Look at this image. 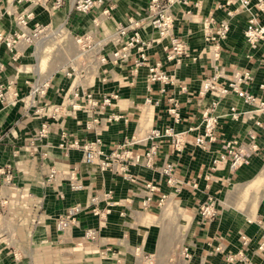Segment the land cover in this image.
Wrapping results in <instances>:
<instances>
[{"label": "crops", "instance_id": "crops-1", "mask_svg": "<svg viewBox=\"0 0 264 264\" xmlns=\"http://www.w3.org/2000/svg\"><path fill=\"white\" fill-rule=\"evenodd\" d=\"M62 1V8L51 18L36 10L34 22L48 25L52 31L49 35L56 31L63 34L66 45L59 50L64 54L78 52L75 38L92 36L93 47L86 52L84 63L85 79L67 77L61 68L55 71L47 67L42 72L45 42L36 49L19 45L15 62L0 45V62L4 66L0 85L11 83L18 92L13 106L0 104V198L6 200V205L0 206V264H140L136 248L141 254L151 255L153 264H264V249H257L264 234V116L254 114L253 119L231 120L226 116L229 107L237 111L252 109L235 95L218 101L215 142L207 151L191 144L200 128L186 134L180 153L173 151L169 139L158 140L150 168L144 167L142 161L128 166L131 181L116 171L84 165L77 150L59 148L64 140L83 143L98 137L107 157L133 139L136 143L127 150L130 156L141 155L151 144L145 138L152 130L172 128L184 132L199 125L201 112L216 98L215 93L198 97L200 84L217 72L219 85L235 72H249L252 80L246 90L263 99L258 86L264 85V43L248 47L243 30L250 15L264 27V0L262 12L256 8L257 0H248L249 13L241 11L238 0H190L186 8L173 7L174 33L188 49L177 64L165 61L166 41L157 42L155 33L143 25L139 33L149 43L145 51L148 63H160V69L173 81L167 85L149 83L144 66L131 73L132 57L115 66L109 63L114 49L109 36L116 23L141 21L147 16V0H102L101 6L84 14L72 11L74 0ZM0 4L4 12L0 33H10L15 8L7 0H0ZM103 8L109 9L105 16L101 14ZM228 11L237 14L229 20L226 39L214 58L211 45L202 39L200 22L207 16L225 20ZM100 56L105 57V64L98 62ZM34 59L35 69L30 63ZM34 82H47V86L42 97L30 102L28 92ZM74 90L88 91L97 101L109 94L117 95V99L110 107L95 112L71 111L67 104ZM172 105L177 123L167 112ZM59 106L67 112L51 116V108ZM112 115L118 118L107 121ZM93 118L97 123L85 130V122ZM254 121H259L260 127L254 126ZM41 124L47 127L44 138L38 137ZM248 131L256 133L259 154L234 171L226 164L210 170V162L222 151L224 142L243 140ZM166 163L174 167L175 185L171 187L165 185L159 171ZM6 166L9 170H5ZM50 169L55 176L47 181ZM4 171L12 175L9 184L4 182ZM70 173L81 189H70ZM146 183L157 188L153 200L159 194L165 195L162 207L152 202L142 208ZM107 192L113 206L104 219L82 209L74 225L62 232L55 230L56 219L69 207H84L95 198L94 206L103 209V194ZM207 198L213 199L216 212L210 220L198 215L199 206ZM85 230L94 231L93 240L83 239ZM242 237L246 240L244 246ZM183 248L188 259L182 256ZM226 256H233V261L226 263Z\"/></svg>", "mask_w": 264, "mask_h": 264}, {"label": "built area", "instance_id": "built-area-1", "mask_svg": "<svg viewBox=\"0 0 264 264\" xmlns=\"http://www.w3.org/2000/svg\"><path fill=\"white\" fill-rule=\"evenodd\" d=\"M15 10L11 14L13 30L10 33H0V45L10 54V59L15 62L18 57L17 48L19 45L34 48L42 39H45L51 34L48 25H42L38 22H34L36 13L40 11L46 17L51 18L56 11L62 8V0H7ZM241 11L249 13L248 0H238ZM102 5V0H74L71 9L76 13H86L91 9L97 8ZM190 0H147V16L141 21H134L128 19L125 23H116L113 32L109 36L114 49L110 53L109 63L111 65H118L127 61L132 57V69L131 73H136V70L144 66L147 70V81L149 83L158 82L162 85L173 83L171 77L167 76L161 69L160 63H148L146 56V49L149 47V43L144 41L139 33L141 27L148 26L156 35V41H166L164 50L166 51L165 61L174 62L178 61L187 55L188 49L184 41L176 36L174 33L173 16L171 9L175 6L188 7ZM194 6V5H193ZM196 6V4H195ZM256 8L262 12L263 2L262 0L256 1ZM108 8H103L101 14L107 15ZM189 14V11L185 12ZM3 7L0 4V19L3 17ZM237 14L236 11L226 12V19L215 21L211 16L203 18L200 22V29L202 33V39L205 43L211 45L214 50V58L218 57L219 45L226 39L229 20ZM243 38L245 43L250 48H255L258 43H264V27L259 24L256 17L250 15L246 19L245 27L243 30ZM92 36L85 34L81 37L74 39L77 46L78 56L74 61L67 63V68H61L65 72L67 77L75 76L77 79L86 78V69H84L86 62V52L91 50ZM78 60V63L76 62ZM83 61V63H79ZM100 64H105V57H98ZM264 68V62L262 63ZM86 68V67H85ZM4 69L3 64L0 62V75ZM220 72L215 73L209 78L202 80L198 97L215 93L216 98L209 102V105L201 112L199 125L195 128H188L184 132H175L172 128H165L162 131L152 130L145 140L150 141V145L143 151L141 155H131L127 148L136 141L133 139L128 142H124L117 152H112L106 157L104 147L101 140L95 137L91 141L80 143L76 140H62L59 144V148L63 150H77L81 153V162L84 165L94 166L99 171L113 170L121 175L124 179L130 180L131 177L128 174V166L132 164L143 162V166L150 168L152 162L157 153V141L161 139H169L172 149L176 153L182 152L185 146V136L188 132H192L197 128H200V132L196 133L192 137L191 144L193 147L202 151H207L209 146L215 142V130L217 128L218 116L215 114V109L218 105V101L224 99L229 94L235 95L244 105L252 107L250 111H237L234 107L228 108V116L233 121L242 119H253L254 114L264 116V98L256 97L246 90V87L250 84L252 78L249 72H235L231 75L230 79L223 85L217 83ZM47 86V82L36 83L34 82L29 89L28 96L30 102L35 97H42ZM259 91L264 95V85L258 86ZM162 91V90H161ZM18 99V92L11 83L0 85V104L4 107L13 106ZM117 99V95L109 94L108 96L102 95L100 101L94 99L88 91H73L68 101L67 106L71 111H93L103 107H110L111 102ZM172 102V100H169ZM145 104L149 103L148 99H145ZM173 104V103H172ZM174 105V104H173ZM172 105L167 112L173 116L174 122H178V115L175 107ZM42 111V108L37 110ZM67 110L63 106L52 107L51 116H54L58 112ZM118 117L112 115L107 121L116 120ZM97 123L95 118L88 122H85L84 129L89 130L93 125ZM254 126L260 127L259 121H254ZM47 133V127L45 124H41L38 130V137L44 138ZM259 154V148L257 144L256 133L254 131H248L243 140L231 139L224 142L222 151L218 153L210 162V170H215L222 164H226L230 171L237 170L238 168L248 164L251 157ZM5 170H9L6 166ZM160 174L164 178L165 185L168 187L175 185L173 178L174 167L171 163H166L159 169ZM5 172V171H4ZM2 172L4 176L5 184H9L12 178L10 172ZM55 176L53 169L49 170L47 181H51ZM69 187L71 190L81 189V184L74 177L73 173H70ZM146 190L145 198L141 205L142 208H147L152 202H155L156 207L163 206L165 201V195L159 194L155 200H153V194L157 192V188L150 183L144 185ZM103 199L106 200V204L103 209L99 210L94 206L96 199L91 198L88 205L84 207L75 205L66 209L65 213L58 217L54 223L55 230L62 232L68 229L70 226L76 223L75 217L82 209H88L94 216L100 219H104L113 206L111 202L110 193L103 194ZM6 205V200L0 198V206ZM93 205V206H92ZM216 212L214 207V201L211 198H207L198 208V215L204 220H210L214 218ZM84 240H93L94 231L85 230L83 233ZM246 244V240L242 237V245ZM259 251L264 249V234L257 246ZM218 250V249H215ZM135 255L140 258V264H153V257L147 254H141L139 249L134 250ZM182 256L188 259L189 256L186 253V249H182ZM233 256H226L225 262L231 263Z\"/></svg>", "mask_w": 264, "mask_h": 264}, {"label": "rangeland", "instance_id": "rangeland-1", "mask_svg": "<svg viewBox=\"0 0 264 264\" xmlns=\"http://www.w3.org/2000/svg\"><path fill=\"white\" fill-rule=\"evenodd\" d=\"M45 43V49L41 51L42 72L47 71V67H52V69H55V71L59 70L60 68H67L63 67V64L67 63V58L72 55V52L69 53L70 51H66L64 54L62 50H59L61 49V47H63V45H66L65 39L63 38V34H61L60 37L53 39L47 37ZM63 49H65V47H63ZM30 63L31 65H34L33 69H35V59L31 60ZM79 63H83V61L79 60Z\"/></svg>", "mask_w": 264, "mask_h": 264}, {"label": "bare ground", "instance_id": "bare-ground-1", "mask_svg": "<svg viewBox=\"0 0 264 264\" xmlns=\"http://www.w3.org/2000/svg\"><path fill=\"white\" fill-rule=\"evenodd\" d=\"M59 35H61L60 34V32L59 31H56V32H54L52 35H49L48 37H52V36H54L55 38H57V37H59ZM45 40H46V38L45 39H42L36 46H35V48L34 49H36V47H38L41 43H43V42H45ZM78 56V52L75 54V55H71V56H69L68 58H67V63H70V62H72V61H74V59L76 58Z\"/></svg>", "mask_w": 264, "mask_h": 264}]
</instances>
